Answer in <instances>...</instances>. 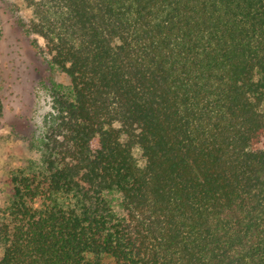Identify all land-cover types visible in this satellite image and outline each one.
<instances>
[{"label": "trees", "instance_id": "obj_1", "mask_svg": "<svg viewBox=\"0 0 264 264\" xmlns=\"http://www.w3.org/2000/svg\"><path fill=\"white\" fill-rule=\"evenodd\" d=\"M23 1L70 84L0 264H264V0Z\"/></svg>", "mask_w": 264, "mask_h": 264}, {"label": "rangeland", "instance_id": "obj_2", "mask_svg": "<svg viewBox=\"0 0 264 264\" xmlns=\"http://www.w3.org/2000/svg\"><path fill=\"white\" fill-rule=\"evenodd\" d=\"M33 20L23 0H0V211L11 195L12 173L38 158L53 93L70 84L51 64L44 41L28 33ZM134 154L141 157L137 149Z\"/></svg>", "mask_w": 264, "mask_h": 264}]
</instances>
